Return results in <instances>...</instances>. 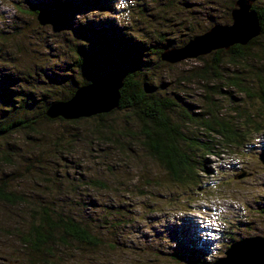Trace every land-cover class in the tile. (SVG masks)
<instances>
[{
  "label": "trees",
  "instance_id": "1",
  "mask_svg": "<svg viewBox=\"0 0 264 264\" xmlns=\"http://www.w3.org/2000/svg\"><path fill=\"white\" fill-rule=\"evenodd\" d=\"M68 2L59 1L52 11L75 14ZM234 2L153 0V8L158 11L149 23H153V29H140L142 19L132 28L110 23L55 29L62 34L55 41L57 51L40 40V47L38 42L36 45L31 42L24 50L20 49L24 46L16 47L18 56L30 61L27 66L15 63L5 46L10 45L11 37L24 36L30 29L0 32V210L8 217L4 218L6 223L0 224V264H111L103 251L114 246L96 231V223L109 221L112 229L120 230L126 221H121L125 217L121 208L110 206L112 211H107L109 207L105 206V212L100 210L103 205L100 195L110 192L104 178L111 180L107 176H112L113 179L115 172L105 166V171L98 174L97 171L88 175L65 173L60 176L67 178L58 179L57 171L50 167L51 161L59 164L65 160L73 172L72 156L76 153L73 148L78 145L89 149L87 158L92 160L91 152L98 146L123 148L127 141L134 140L172 181L168 188L160 186L165 191L163 198L149 206L160 203L166 206L165 200L170 199L167 206L176 210L186 204L190 208L195 203L189 196L194 194L192 188L201 184L198 153L202 152L203 157H218L230 148L241 147L252 135L264 130V0H252L260 25L256 38L245 46L235 45L227 51L198 58L195 61L198 67L177 77L178 86L195 79L193 84L202 93L199 101L182 104L181 96L166 92L165 85L160 84L162 78L169 82V69L173 70L160 59L164 50L185 46L213 24H229ZM193 3L201 4L203 12L196 14L190 9ZM135 6L140 17L143 16L145 6L139 3ZM34 9L29 14L35 16ZM73 33L95 44L102 39V46L94 48L93 57L91 54L70 57ZM41 48L57 55L55 63L46 68L40 66L45 59L36 57L33 61L34 56L26 52L36 54ZM64 63L67 65L62 69L59 65ZM96 66L104 73L85 76ZM228 68H231L230 74L226 73ZM66 73L73 79L60 78ZM109 75L124 76L115 110L77 121L47 119L45 111L52 103L66 101L78 87ZM78 77L82 80L78 81ZM222 85L242 97L258 101L262 110L254 113L244 107L237 111L232 94L226 101L234 115L226 116L225 101L218 99H225L221 97ZM107 118L114 120L107 122ZM240 120L245 124L240 125ZM246 123L255 125L249 127ZM29 134L31 139L25 141ZM32 160H36L35 165ZM99 160L95 158L96 163ZM111 184L121 185L116 179ZM183 187L187 188L186 193ZM185 195L187 198L180 200ZM83 209L87 216L79 214ZM191 250L197 251L194 247Z\"/></svg>",
  "mask_w": 264,
  "mask_h": 264
},
{
  "label": "rangeland",
  "instance_id": "2",
  "mask_svg": "<svg viewBox=\"0 0 264 264\" xmlns=\"http://www.w3.org/2000/svg\"><path fill=\"white\" fill-rule=\"evenodd\" d=\"M59 1L61 0H0V32H8L9 29H30V32L27 31L24 36L19 35L20 37L16 36L15 38L10 36V45L5 46L6 49L9 48L15 63L27 66L26 63L30 62L18 56L19 49H16L17 46H24V48H20L24 50L25 47L31 45V42L33 45L38 42L37 47H40V42H43L49 43L48 48L54 47V50L57 51L55 41L59 39L58 37H62V34L61 31H55V29L59 28L40 27L35 21V16L29 13L34 8H36V12L53 10ZM68 3L74 7L76 12L75 14L67 13L66 15L61 11L58 12L67 21V25L60 29H79L75 25L87 24L107 26L110 23L117 27L132 28L134 24L140 21L139 19H142L141 24L138 26L140 29H153V23H149L153 22L152 17L156 16L158 12L157 9L153 8V0H69ZM136 3L145 6V13L141 17L135 9ZM214 8L217 9L215 4ZM190 9L196 14L199 13L198 11L203 12L202 5L199 3H193L190 5ZM214 15L217 16V13ZM220 25L228 24L222 23ZM70 37L74 40L72 42L74 47L71 46L70 49L73 53H68L70 57L72 55L88 56L90 54L93 57L94 48L102 46V39H98V44H95L93 41L82 39L74 33ZM89 42H92L93 46ZM74 50H76V53H74ZM218 51L227 50L212 51L208 55L198 58H207V56ZM26 52L34 56L33 61L36 57L45 59L40 65L42 68H46L50 63H55L57 58V55L46 52L42 48L38 49V54H31V51ZM27 55L25 57H28ZM198 58L184 59L172 64L162 61L167 64H164V67L166 65L173 68V70L169 69V82H165L166 79L162 78L161 87L165 85L166 92L170 94L176 92L177 96H181L182 104L183 101L189 104L199 101V95H202L200 87L196 83L193 84L195 79L191 78L187 84H183L184 86L176 84L178 76L198 67L199 64L195 62ZM72 60H75V58ZM100 60L105 63L104 57H101ZM66 65L64 63L59 66L63 69ZM98 67L91 68L92 71L86 72L85 76L94 77L104 73ZM165 69L167 68L165 67ZM230 71L231 68H228L226 73L230 74ZM60 78L67 81L73 79L70 78L68 73L61 74ZM77 80L81 81L82 79L78 77ZM167 84L169 86H166ZM220 87L223 92V95L220 96L225 99H220L217 96L216 98L220 102L225 101L223 107L225 109L224 113H227L226 116L232 117L234 115L230 103L226 101L230 98L228 95L232 96V94L237 104V111L248 107L246 111L257 113L261 108L258 101L255 102L242 97L230 91V88L227 89L224 85ZM179 92H183V94ZM89 118L91 117L76 119V121ZM55 120L57 119L53 121ZM113 120L114 118L106 119L107 122ZM239 124L243 125L245 122L240 120ZM246 125L253 127L255 123H246ZM49 129H52V127ZM30 136L29 134L24 140L31 139ZM127 143L123 148L115 145L98 146L91 152L92 160L89 157L87 158V150L89 151V149L82 146L83 144L78 145V148H73L76 153L72 156L74 171L77 173L69 170L68 166L70 164L69 162L66 163L65 160L64 162L60 161L59 164L53 161L50 163V167L57 171L58 179L67 178V176H60L65 175V173L88 175L97 171L98 174V171H105L103 169L105 166L115 172L113 179L112 176H107L111 180L105 177V173L103 174L104 179L107 181V191L110 192L100 195L103 203L100 210L105 212V206L109 207L107 211H112V207L121 208V212L125 215V217H121V221H126H124L120 230L112 229V224L109 221H104V223L98 221L96 223V231L103 236L107 243L114 246H112L113 249L105 247L103 251L108 256L111 264H191L193 260L210 264L223 257L224 251L232 242L245 237H264V166L258 160V156L264 153V130L252 135L241 147L230 148L221 152L218 157H203L202 152L198 153V164L200 163L198 169L202 173L199 174L201 184L198 187H193L191 191L194 194L189 196L190 200H194L195 203L190 208L186 204L183 208L176 210L167 206L170 199L165 200L166 206L161 203L157 206H149V203L157 202V200L163 198L162 195L165 192L163 188H168L167 185L172 184V181L148 157L142 146L134 140L127 141ZM120 149L123 151L121 152ZM96 157L97 159L100 158L98 163L95 161ZM198 159L196 160L198 161ZM32 164L35 165L36 160H32ZM62 165H65L66 168ZM82 175L79 176L80 179ZM122 178L124 180L120 181ZM114 179L119 180L121 185H110ZM156 186H163V188H154ZM186 189H183L185 193ZM138 192L148 196H141ZM186 198L187 195L180 200ZM190 200L188 199V201ZM89 201L90 197L88 198ZM179 206H181V203ZM6 214L5 211L0 210V224L2 225L7 221H4V218L8 219ZM79 214L87 216L84 209ZM180 243L184 246H181ZM193 247L197 251L191 252Z\"/></svg>",
  "mask_w": 264,
  "mask_h": 264
},
{
  "label": "water",
  "instance_id": "3",
  "mask_svg": "<svg viewBox=\"0 0 264 264\" xmlns=\"http://www.w3.org/2000/svg\"><path fill=\"white\" fill-rule=\"evenodd\" d=\"M252 0H235L230 10V24L212 25L204 33L190 39L179 49L164 50L160 59L166 63L195 59L212 51L228 50L235 45L245 46L260 33L259 19L252 8ZM38 26L63 28L65 19L52 10H40L35 15ZM123 75H109L77 88L73 96L62 102L52 103L45 111L49 120L73 121L85 117L106 114L119 104V90ZM264 166V153L258 156ZM242 177V176H240ZM191 264H209L193 260ZM210 264H264V237H245L232 242L218 258Z\"/></svg>",
  "mask_w": 264,
  "mask_h": 264
},
{
  "label": "bare ground",
  "instance_id": "4",
  "mask_svg": "<svg viewBox=\"0 0 264 264\" xmlns=\"http://www.w3.org/2000/svg\"><path fill=\"white\" fill-rule=\"evenodd\" d=\"M174 17V16H173ZM191 67V66H190Z\"/></svg>",
  "mask_w": 264,
  "mask_h": 264
}]
</instances>
